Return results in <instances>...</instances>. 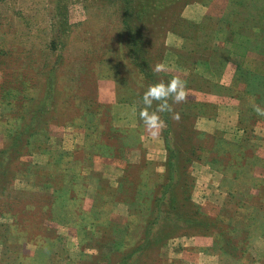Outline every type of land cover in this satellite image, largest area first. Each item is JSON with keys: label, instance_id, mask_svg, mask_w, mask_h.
<instances>
[{"label": "rangeland", "instance_id": "obj_1", "mask_svg": "<svg viewBox=\"0 0 264 264\" xmlns=\"http://www.w3.org/2000/svg\"><path fill=\"white\" fill-rule=\"evenodd\" d=\"M257 109L264 0H0V264H264Z\"/></svg>", "mask_w": 264, "mask_h": 264}, {"label": "clouds", "instance_id": "obj_2", "mask_svg": "<svg viewBox=\"0 0 264 264\" xmlns=\"http://www.w3.org/2000/svg\"><path fill=\"white\" fill-rule=\"evenodd\" d=\"M162 69L163 66L159 64L155 67L156 72ZM186 98V82L179 78H173L167 83L150 85L143 93L142 102L145 107L140 111V118L149 135L158 137L165 127V122L160 118L159 113L172 110L168 103L169 99L174 103H181ZM153 104L156 105L155 110L149 111ZM257 112L264 114L260 109H257ZM174 118L179 119V114H176Z\"/></svg>", "mask_w": 264, "mask_h": 264}]
</instances>
